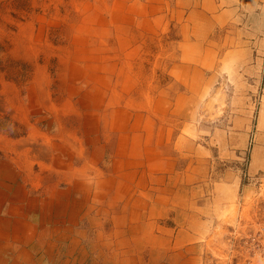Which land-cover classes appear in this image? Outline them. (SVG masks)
Instances as JSON below:
<instances>
[{"label":"rangeland","instance_id":"374dc122","mask_svg":"<svg viewBox=\"0 0 264 264\" xmlns=\"http://www.w3.org/2000/svg\"><path fill=\"white\" fill-rule=\"evenodd\" d=\"M0 136L58 162L0 145V232L66 264H264V0H0Z\"/></svg>","mask_w":264,"mask_h":264},{"label":"bare ground","instance_id":"6f19581e","mask_svg":"<svg viewBox=\"0 0 264 264\" xmlns=\"http://www.w3.org/2000/svg\"><path fill=\"white\" fill-rule=\"evenodd\" d=\"M198 42V41H197ZM92 56L89 58L92 60ZM232 66V65H231ZM227 67V66H226ZM90 70L95 71V67L90 66L89 67ZM41 72V71H40ZM74 72V71H73ZM231 72V71H230ZM77 74V72L75 73ZM234 74V72H233ZM45 80V77H44ZM46 83V82H45ZM44 93L45 92V88H44ZM99 92V91H98ZM100 93V92H99ZM98 94V93H97ZM44 96V95H43ZM47 97V96H46ZM96 97V96H95ZM99 97V95H98ZM100 98V97H99ZM98 101V100H97ZM117 116V120L119 121H123L125 120L126 116L124 114V111H120L117 112L116 114ZM138 119V118H137ZM116 120V122H118ZM140 122L138 120H136V127H138V123ZM119 123V122H118ZM122 124L119 123V125ZM147 125V130L149 131V123H146ZM33 126V125H32ZM125 130L124 127H120V129ZM32 129V127H31ZM148 134V133H147ZM65 135V134H64ZM44 136V135H42ZM33 136H31L29 139L27 138H22L19 140H11V139H7L6 137H1L0 136V142L2 146H7L9 148H13V149H19V151L21 152V156H23L24 158H26V161H30L33 160L34 158L37 159L38 157H40L41 159L44 160H48V161H53L55 164H58V162L54 161V156L50 155V150L48 148H44L38 144H36V138H32ZM66 139H67V143L65 144H70L72 145L75 149L78 150V146L79 143L77 142V139L75 138L74 135L72 134H67L66 135ZM45 142V141H44ZM50 145V144H49ZM48 145V146H49ZM80 149V148H79ZM12 151V150H11ZM15 152V151H14ZM13 152V153H14ZM32 152H36V154L32 153ZM17 154V153H16ZM20 155V154H19ZM35 156V157H34ZM58 158V157H56ZM60 161V159H59ZM27 163V162H26ZM43 166H44V162H40ZM32 166V165H31ZM134 173V172H133ZM12 178V177H11ZM124 178V177H123ZM86 180V179H85ZM125 180V179H124ZM123 180V181H124ZM87 181V180H86ZM108 182H111L110 180H108ZM95 183V182H94ZM5 184V183H4ZM11 184V183H10ZM84 184V183H83ZM103 184H108L106 181L103 182ZM89 185V184H88ZM115 185V183H114ZM235 187V186H234ZM237 187V186H236ZM104 188V187H103ZM106 188H108L106 186ZM83 189V188H82ZM117 190H122V186L117 184L116 186ZM232 189V188H231ZM24 193V192H23ZM15 194V193H13ZM99 194V193H97ZM229 194V193H228ZM16 195V194H15ZM107 195V194H106ZM235 195V194H234ZM13 196V195H12ZM127 196V195H126ZM20 197V196H19ZM135 198V197H134ZM229 198V196L227 197ZM102 199V198H101ZM231 200V198H229ZM81 200V199H80ZM16 201V200H14ZM103 201V200H102ZM108 201V200H107ZM106 203V202H105ZM64 205V204H63ZM105 206V205H104ZM118 206V205H117ZM17 207V206H16ZM125 207V206H124ZM119 208V207H118ZM116 209V208H115ZM123 209V207H122ZM117 210V209H116ZM75 211V210H74ZM16 212V210L14 211ZM83 212V211H81ZM98 212V211H97ZM75 213V212H74ZM78 213V212H77ZM62 216V215H61ZM154 217V216H153ZM72 222V221H71ZM104 223V222H103ZM108 223V222H107ZM57 224V223H56ZM70 224V223H69ZM151 224V223H150ZM71 225V224H70ZM108 225V224H107ZM39 226V225H38ZM73 226V225H72ZM104 226V225H103ZM12 227V226H11ZM102 227V226H101ZM99 227V228H101ZM105 227V226H104ZM152 227V226H151ZM36 228V227H35ZM84 228V227H83ZM103 228V227H102ZM33 226L28 223V222H23L21 223L20 227H17V225H15L12 230L13 232H11V236L8 235V232H4L3 231L0 232V264H66V261H61L60 260V256L61 253H63V251H56L55 249L57 248L58 245L46 241L44 242V240H39L37 239L34 240L32 237V232H33ZM52 229V228H50ZM35 230V229H34ZM105 230V229H104ZM109 230V229H108ZM107 230V231H108ZM47 231V230H46ZM56 231V230H54ZM68 232V231H67ZM106 232V231H105ZM119 232V230H118ZM26 233H28V235H26ZM42 233V232H41ZM148 233V232H146ZM31 234V235H30ZM46 234V232H45ZM152 234V233H151ZM183 234V233H182ZM30 235V236H29ZM52 235V234H51ZM104 235V234H103ZM102 235V236H103ZM54 236V235H53ZM58 236V235H57ZM91 236V235H90ZM106 236V235H105ZM132 236V235H131ZM40 237V236H39ZM50 237V236H49ZM143 236H141L142 238ZM69 238V237H68ZM130 238V237H129ZM147 238V237H146ZM49 240V239H48ZM56 240V239H55ZM78 240V239H77ZM86 240V239H85ZM153 240V239H152ZM73 241V240H72ZM123 241V240H122ZM121 240L120 241H116V242H112V241H105L103 243V245L105 247H107V249L109 248L111 250V252L109 254H111L110 257H112V259H119L122 256V260L124 261V253L125 251H123L121 248L123 246V242ZM54 242V241H53ZM70 242V241H69ZM80 242V241H79ZM180 242V241H179ZM82 243V242H81ZM152 243V242H151ZM171 243V242H170ZM74 244V243H73ZM78 244V243H77ZM128 244V243H127ZM76 245V243H75ZM139 245V244H138ZM147 245V244H146ZM67 246V245H66ZM69 247V246H68ZM149 247V246H148ZM73 248V247H72ZM71 248V249H72ZM141 248V247H140ZM104 249V248H102ZM146 249V248H145ZM183 249V248H182ZM96 250V248H95ZM171 250V249H170ZM193 252V251H192ZM67 253V251H66ZM93 253V252H92ZM95 253V252H94ZM142 253V252H141ZM177 255V254H176ZM63 257V256H62ZM161 257V256H160ZM126 260V259H125ZM158 261V260H157ZM179 261V260H178ZM90 262V261H89ZM132 262V261H131ZM164 262V261H163ZM68 263V261H67ZM77 263V262H76ZM75 263V264H76ZM98 263V262H97ZM124 263V262H123ZM122 263V264H123ZM181 263V262H180ZM223 263V262H222ZM72 264V263H71ZM132 264V263H131ZM152 264V263H151ZM176 264V263H175ZM192 264V263H191Z\"/></svg>","mask_w":264,"mask_h":264},{"label":"crops","instance_id":"0c3cea01","mask_svg":"<svg viewBox=\"0 0 264 264\" xmlns=\"http://www.w3.org/2000/svg\"><path fill=\"white\" fill-rule=\"evenodd\" d=\"M120 185V184H119ZM19 215H23V214H19ZM23 222H26L25 220H20V219H18V220H16L14 223H13V225H12V227H14L15 225H17V227H20L21 226V223H23Z\"/></svg>","mask_w":264,"mask_h":264}]
</instances>
